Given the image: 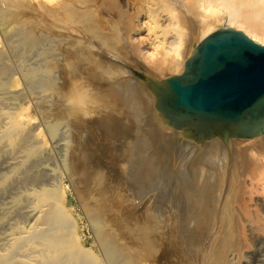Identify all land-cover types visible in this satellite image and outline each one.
<instances>
[{
  "label": "bare ground",
  "instance_id": "6f19581e",
  "mask_svg": "<svg viewBox=\"0 0 264 264\" xmlns=\"http://www.w3.org/2000/svg\"><path fill=\"white\" fill-rule=\"evenodd\" d=\"M222 25L264 44V0H0L40 116L22 122L29 98L0 49V193L19 190L22 221L0 236V264H264V133L196 140L151 89ZM80 82L89 118L65 104ZM66 178L105 261L83 244Z\"/></svg>",
  "mask_w": 264,
  "mask_h": 264
},
{
  "label": "water",
  "instance_id": "95a60500",
  "mask_svg": "<svg viewBox=\"0 0 264 264\" xmlns=\"http://www.w3.org/2000/svg\"><path fill=\"white\" fill-rule=\"evenodd\" d=\"M166 124L196 140L216 134L264 133V44L243 30L221 27L206 36L180 74L151 88Z\"/></svg>",
  "mask_w": 264,
  "mask_h": 264
},
{
  "label": "rangeland",
  "instance_id": "374dc122",
  "mask_svg": "<svg viewBox=\"0 0 264 264\" xmlns=\"http://www.w3.org/2000/svg\"><path fill=\"white\" fill-rule=\"evenodd\" d=\"M221 27H225V25H222L219 28H221ZM240 30H243V29H240ZM213 31H215V30H213ZM212 32H210V33H212ZM1 38H4V39L1 40ZM5 38H6L5 37V34H3V33L0 32V40H1L0 41V49H2L4 52L7 51L6 54H8L7 56H8L9 63H11L10 61H12L11 65L14 64L12 66V68L14 67L13 68L14 71L12 70V76H11V81H12L11 84H12V87L21 90L22 92L25 93L26 98H29V99H27L28 100L27 103H24L23 104L22 101H21V103L19 102L22 105L21 106L22 108L20 109V118H21L22 122L25 123L26 125H33L35 123H38L39 120H40L39 119L40 116H38L39 115V109H38L37 100L35 99V94L32 91H30L29 88H28V86H27L26 78L22 74V70L19 67L18 61H16V59L13 58V56L11 55V53H9V50H8V42H6V39ZM2 46H4V47H2ZM5 47L7 49H5ZM182 72L183 71L175 72L173 70H169L168 73L164 74L163 77L166 78L168 76L175 75V74H180ZM20 76H21V78H20ZM22 80H23V82H22ZM22 85H23V87H22ZM35 110H36V112H35ZM28 112L30 114H28ZM252 139H254V138H252ZM246 140L249 141V139H246ZM56 158H57V156H56ZM101 160H102V164L104 165V158H102ZM65 181H66V183L68 185V189H69V197H68L69 207L72 209L73 214L75 215V217L78 219L79 223L82 226L81 234H82V238H83V244H84V246L86 248L90 249L95 254L101 256L104 259V261H105V252L103 251L104 249L100 245L98 237L94 234V230L90 227L88 218L86 216L85 210H84V208L82 206V203H81V198L79 196V192L76 189V187H74V185L71 184V182H70V180L68 178H66ZM8 187H13V186L12 185H8L7 188H6L7 192L5 190L3 193H0V200H1L0 201V212H1V215H0V231H1L0 232V236H5L8 233H11L15 229L16 226L22 225V221L16 215L17 214V210L15 208V206H16L15 205V201L19 198L20 192H19L18 189L14 188V187H13L14 189L11 188L10 191H9V188ZM17 191L19 193H17ZM11 197H13V198H11ZM6 201H8V203ZM5 203H7V204H5ZM12 216L15 217V218H13ZM5 222L7 223V225H6ZM5 225H6V228H5ZM1 228H3V229H1ZM128 230L130 232L129 233L130 235L128 236L129 237L128 239L130 241L134 242V230H133V225L132 224L128 225Z\"/></svg>",
  "mask_w": 264,
  "mask_h": 264
},
{
  "label": "clouds",
  "instance_id": "9594fccd",
  "mask_svg": "<svg viewBox=\"0 0 264 264\" xmlns=\"http://www.w3.org/2000/svg\"><path fill=\"white\" fill-rule=\"evenodd\" d=\"M96 103L97 101L93 97L92 89L83 86L82 82L74 83L65 97L66 106L72 110L78 111L85 118L90 117L88 109Z\"/></svg>",
  "mask_w": 264,
  "mask_h": 264
}]
</instances>
